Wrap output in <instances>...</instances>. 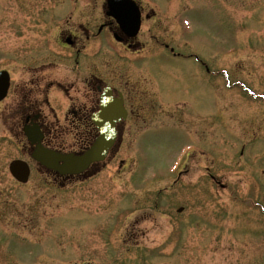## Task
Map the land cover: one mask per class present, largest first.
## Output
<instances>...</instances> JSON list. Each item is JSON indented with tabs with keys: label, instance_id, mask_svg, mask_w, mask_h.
Listing matches in <instances>:
<instances>
[{
	"label": "rangeland",
	"instance_id": "374dc122",
	"mask_svg": "<svg viewBox=\"0 0 264 264\" xmlns=\"http://www.w3.org/2000/svg\"><path fill=\"white\" fill-rule=\"evenodd\" d=\"M61 1L0 0V58L45 53ZM150 2L176 51L221 75L208 81L192 61L152 55L146 68L189 108L181 119L168 108L159 129L134 126L145 130L122 143L125 170L81 187L32 185L44 181L36 173L17 184L8 164L19 153L0 126V264H264V0Z\"/></svg>",
	"mask_w": 264,
	"mask_h": 264
},
{
	"label": "flooded vegetation",
	"instance_id": "af4514ba",
	"mask_svg": "<svg viewBox=\"0 0 264 264\" xmlns=\"http://www.w3.org/2000/svg\"><path fill=\"white\" fill-rule=\"evenodd\" d=\"M60 4L47 19L52 27L45 53L26 64L22 57L16 60L21 55L11 50L4 54L11 55L5 60L18 64L16 70L2 68L9 82L0 99V126L2 136L19 153L14 159L27 162L30 178L34 173L43 178L32 185L71 189L83 186L105 168L121 174L128 157L122 143L144 134L145 129L136 134L134 126L140 123L159 129L156 121L167 118L168 108H178L172 115L177 119L189 108V103L178 106V96L166 91L160 77L146 68L152 55L160 57L161 50H170V57L192 61L208 81L214 71L196 56L172 53L163 28L166 16L145 0H119L113 8L106 0H63ZM193 86L199 87L197 83ZM185 95L193 100L198 97L193 92ZM194 114L197 117L198 112ZM104 125V130L113 133L106 139L114 144L103 162L91 164L80 174L60 175L31 159L37 147L78 156L99 137V127Z\"/></svg>",
	"mask_w": 264,
	"mask_h": 264
},
{
	"label": "water",
	"instance_id": "95a60500",
	"mask_svg": "<svg viewBox=\"0 0 264 264\" xmlns=\"http://www.w3.org/2000/svg\"><path fill=\"white\" fill-rule=\"evenodd\" d=\"M110 145H111V141L106 142V141L98 140L93 144L91 149L87 151L82 158L78 159V165H79L78 169L76 171H69V172L71 173L78 172L80 170H83L89 163L102 160L104 158V154H105L104 152ZM9 171L10 174L17 181L20 182L26 181V176L28 171L25 164H23L22 162L20 161L12 162L9 167Z\"/></svg>",
	"mask_w": 264,
	"mask_h": 264
}]
</instances>
